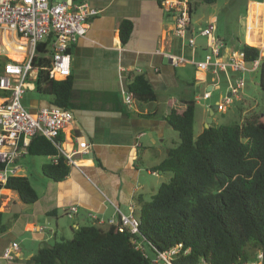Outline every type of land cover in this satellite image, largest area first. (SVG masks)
Here are the masks:
<instances>
[{"label": "crops", "instance_id": "obj_1", "mask_svg": "<svg viewBox=\"0 0 264 264\" xmlns=\"http://www.w3.org/2000/svg\"><path fill=\"white\" fill-rule=\"evenodd\" d=\"M68 1L73 4L87 2L101 11L99 16L90 19L87 36L70 50L74 78L70 110L75 120L60 136L67 150L77 140L86 141L90 150L77 157L78 166L71 167L63 181L50 180L42 172V193L32 184L39 194V200L33 205L24 204L16 192L2 189L0 212L4 213L10 229L0 235V264H27L40 249L50 245L49 242L70 234L73 236L79 228L97 224L99 220L106 227L116 224L115 206L125 213L133 206L138 214L142 204L149 202L161 184L170 178L154 171L168 151L180 143V136L168 122V117L173 110L185 111L188 102L196 101L198 106L206 99L201 97L199 100L194 86L203 85L204 93L211 91L207 100L212 98L213 90L219 88H213L216 79L211 72L198 70L193 63L204 59L206 39L197 36V47L192 48L176 36L175 19L165 5L166 0ZM187 1L193 18L197 0ZM262 3L248 1L247 39L244 42L235 37L231 48L226 39L218 35L217 18L208 19L207 24L212 20L217 22L216 35L225 44L226 56L241 50L246 43L260 49L261 58H264V22L260 19V24L254 23L251 19V9ZM124 20L133 23L127 43L122 42L119 31ZM195 25L205 27L201 23ZM253 34L257 45L248 42ZM164 53H174L189 62L173 66ZM121 67L126 69L128 85L135 74L145 73L157 93V101L145 103L136 99L134 108H128L120 92ZM35 75L37 77V71ZM236 75L232 74L233 77ZM34 89L35 85L31 90ZM33 102L30 107L33 113L52 106L48 99ZM216 106L219 109L215 112L221 110L219 101ZM225 112L223 109L222 113ZM27 156L32 155L26 153L18 161L19 176L27 177L22 167ZM45 158V162H40L41 171L44 165L56 161L54 157ZM73 206L78 212L69 217L67 211ZM66 218L71 224H65ZM27 234H30L29 238ZM23 239L32 242L28 249L22 247ZM14 242L20 245L17 258L7 261L2 258V253Z\"/></svg>", "mask_w": 264, "mask_h": 264}, {"label": "trees", "instance_id": "obj_2", "mask_svg": "<svg viewBox=\"0 0 264 264\" xmlns=\"http://www.w3.org/2000/svg\"><path fill=\"white\" fill-rule=\"evenodd\" d=\"M203 1L214 4L217 0ZM119 31L122 42L127 43L133 23L122 21ZM254 35L248 42L257 45ZM51 43L49 38L37 45L32 60L37 71L34 90L52 106L70 110L74 78H50L49 70L55 64ZM242 49L247 62L260 59V87L264 91L261 50L246 43ZM2 67L0 62V73ZM128 88L140 102L158 99L145 73L135 74ZM196 106V101L188 102L185 111L173 110L168 117L180 143L154 170L170 178L136 214L140 220L138 235L127 229L120 231V218L107 227L98 223L85 225L71 239L40 249L27 264H154V255L179 244L183 252L173 264H198L202 260L207 264L254 262L259 252H264V116L256 111L246 114L242 109L240 122L211 126L197 136ZM61 140L60 137L56 143ZM56 143L36 135L28 153L56 158L44 165L42 172L46 178L60 182L68 177L70 166ZM3 188L16 192L26 205L39 200L27 177H13L5 186L0 184ZM9 229L0 212V235ZM132 239H137L144 250L137 248ZM188 249L190 252L185 254Z\"/></svg>", "mask_w": 264, "mask_h": 264}, {"label": "built area", "instance_id": "obj_3", "mask_svg": "<svg viewBox=\"0 0 264 264\" xmlns=\"http://www.w3.org/2000/svg\"><path fill=\"white\" fill-rule=\"evenodd\" d=\"M165 5L175 19L174 33L190 47H197V36L206 39V54L203 60L194 62L198 70L211 72L219 76L224 74L229 82V96L225 98L223 109L239 99L244 88V78L231 79L230 73L242 74L258 72L260 59L247 62L243 49L225 55V44L217 35L216 20L209 21L206 27L197 28L192 18V8L187 0H166ZM100 10L87 2L73 4L68 0H0V62L3 63L0 73V90L3 93L0 102V184L5 186L13 177H18L20 157L28 153L32 138L41 135L56 143L61 134L74 123L75 117L71 110L56 106L41 108L36 113L26 109L23 104L27 90L34 87L36 80L32 60L39 43L52 38L54 66L49 70L53 80H65L72 75V56L70 50L80 39L87 36L90 19L99 16ZM23 56V60L10 57L9 48ZM173 66H182L189 61L174 53H164ZM126 69L120 68V92L124 104L133 109L136 103L135 94L128 88ZM218 86V82L213 85ZM211 97L206 91L203 98ZM201 97L199 98V100ZM60 154L65 157L68 166L77 167V157L86 154L90 145L86 141H76L71 149L64 144L56 143ZM0 189V200L2 198ZM120 218L119 230H129L132 235L139 234L140 220L133 206L125 213L115 206ZM78 212L76 206L67 211L69 217ZM98 224L104 222L98 221ZM137 248L144 250L137 239H132ZM20 245L10 244L2 253V258L14 261ZM183 252V245L158 252L152 257L154 264H173ZM190 249L185 251L188 254ZM198 264H207L202 260ZM246 264H264V252H259L254 262Z\"/></svg>", "mask_w": 264, "mask_h": 264}, {"label": "rangeland", "instance_id": "obj_4", "mask_svg": "<svg viewBox=\"0 0 264 264\" xmlns=\"http://www.w3.org/2000/svg\"><path fill=\"white\" fill-rule=\"evenodd\" d=\"M248 1L249 0H217L216 4H208L202 0H197L194 2L195 8L193 12V22L194 24L201 23L206 27L208 19L215 16L218 20V35L226 39L228 46L231 48L234 45L235 37H240L244 42L247 39L246 23L248 18ZM251 19L254 23L258 22L260 24V19H263L264 22V3L255 5V7L251 9ZM11 58L13 59V57ZM232 74L234 73H230L231 79L241 77L244 78L245 81L244 88L239 94L240 100L238 98H233V103L226 105V112L222 113L223 104L228 95L229 84L227 77L224 74L219 76L214 75L213 77L216 79L215 82H218L219 88L213 90V96L211 99H202L201 104L197 106L194 126L196 135L200 134L209 124V118L211 115L210 108L216 106L218 101L221 103V110L215 112V121L210 124L211 126L231 125L240 122L242 120V109L246 114L250 111L264 114V91L260 87V72H246L244 75L237 74L236 77H233ZM204 91L205 87L203 85L194 86L195 94L202 98ZM43 98L47 99L46 97L40 96L35 90H27L24 95L23 104L26 109L30 110L34 100H45ZM41 161L45 162L46 158L27 156L26 160L22 162V167L25 170L24 173L30 179L33 186L38 188L40 193H42V190L44 189V186L41 183L43 180L40 168ZM161 175L164 176L166 174L161 173ZM64 221H66L65 224L67 225L71 224V220L68 218ZM27 236L29 238L30 234H27ZM71 237H73L72 234H70L69 237H63L57 241L71 239ZM55 241L49 243L53 244ZM29 244H32V242L29 240H22V247L24 249H28Z\"/></svg>", "mask_w": 264, "mask_h": 264}, {"label": "bare ground", "instance_id": "obj_5", "mask_svg": "<svg viewBox=\"0 0 264 264\" xmlns=\"http://www.w3.org/2000/svg\"><path fill=\"white\" fill-rule=\"evenodd\" d=\"M10 50V56L13 57L14 60H23V56L16 52L15 50H12V47L9 48Z\"/></svg>", "mask_w": 264, "mask_h": 264}, {"label": "water", "instance_id": "obj_6", "mask_svg": "<svg viewBox=\"0 0 264 264\" xmlns=\"http://www.w3.org/2000/svg\"><path fill=\"white\" fill-rule=\"evenodd\" d=\"M218 109H219V106H214L213 109H211V115H210V118H209V124L207 125L206 128H210L211 127L210 124L213 121L212 116L215 114V110H218ZM263 116H264V114H263Z\"/></svg>", "mask_w": 264, "mask_h": 264}]
</instances>
